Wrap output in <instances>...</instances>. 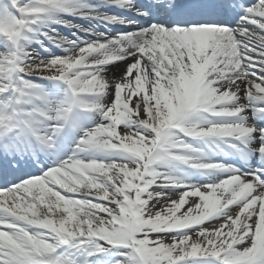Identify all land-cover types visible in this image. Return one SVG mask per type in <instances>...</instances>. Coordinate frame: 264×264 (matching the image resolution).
I'll use <instances>...</instances> for the list:
<instances>
[{
  "label": "snow or ice",
  "instance_id": "snow-or-ice-1",
  "mask_svg": "<svg viewBox=\"0 0 264 264\" xmlns=\"http://www.w3.org/2000/svg\"><path fill=\"white\" fill-rule=\"evenodd\" d=\"M0 264H264V0H0Z\"/></svg>",
  "mask_w": 264,
  "mask_h": 264
},
{
  "label": "bare ground",
  "instance_id": "bare-ground-1",
  "mask_svg": "<svg viewBox=\"0 0 264 264\" xmlns=\"http://www.w3.org/2000/svg\"><path fill=\"white\" fill-rule=\"evenodd\" d=\"M69 19H73V22H77L74 18H72V17H68ZM113 71H118V69H113ZM174 168L176 169V170H178L179 172H183V171H185L186 170V166L185 165H180V164H177L176 162H174ZM200 179H202V178H200Z\"/></svg>",
  "mask_w": 264,
  "mask_h": 264
}]
</instances>
